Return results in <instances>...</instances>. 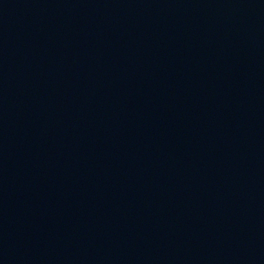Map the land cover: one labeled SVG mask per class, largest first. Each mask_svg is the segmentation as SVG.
<instances>
[{
	"label": "water",
	"instance_id": "1",
	"mask_svg": "<svg viewBox=\"0 0 264 264\" xmlns=\"http://www.w3.org/2000/svg\"><path fill=\"white\" fill-rule=\"evenodd\" d=\"M0 264H264V0H0Z\"/></svg>",
	"mask_w": 264,
	"mask_h": 264
}]
</instances>
